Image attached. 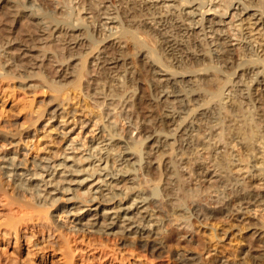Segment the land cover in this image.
<instances>
[{"label": "bare ground", "instance_id": "obj_1", "mask_svg": "<svg viewBox=\"0 0 264 264\" xmlns=\"http://www.w3.org/2000/svg\"><path fill=\"white\" fill-rule=\"evenodd\" d=\"M19 1L22 3V5L18 3L22 9L38 20L42 31L52 30L53 33H62L67 30L68 33L65 34H69L68 37H74V34L70 35V33L83 29L82 20L88 19L81 18L62 23L59 21H46L47 17L41 16L35 7L37 4L47 6V4H51V0ZM134 1L136 2L137 0H120L117 8L113 5H106V3L111 4V2L109 0L105 1L101 9L104 10L102 15L107 16L102 19H106L107 22L104 24L96 23L95 20L94 23L89 22L92 28L96 26L97 30L100 27V29L102 28V30L106 31L104 38L102 37L101 40L95 41L91 46L89 45L88 52L81 53V57L76 60L77 63L72 72L73 80L71 85L69 84L68 88H62L59 84L56 86L57 83L55 85V82H53L54 84H49L48 86L56 95L53 94L50 97L45 107L32 110L22 123H18L19 126H16L15 130L0 131V140H4L6 145H11L15 148L9 154L0 151V175L12 183V193L14 194H10L16 196L15 201L16 198L28 195L31 198L30 203L27 200L22 201L20 199L15 202L14 199H11L12 196L9 197L5 183L0 181V218L7 219V222L8 220L12 221V219L16 220L12 225L9 222V227L14 231L12 234H15V237L18 236V238H13V240L16 239V243L19 241L17 244H19L20 253L24 252L28 257L33 255L43 263L171 264L170 261H173L175 264H201L200 255L193 250L176 253L174 256H170L169 253L171 254V252L165 250L163 238H160L165 219L163 220L159 215L163 211L156 194L157 186L161 182L159 179L161 178H158L152 184L151 182L148 184H146L147 182L142 183L143 178H141L140 171L143 170V164H147L144 167V172L149 174L152 172L148 165L149 163L143 162L144 155H148V152H144L142 147L152 143L147 148L158 149L156 152H159V155L155 163L157 168L161 169L162 166H165L169 169L173 167V164L170 166L169 162L171 157L178 153L176 152L177 149H180L183 145L180 144L183 134L188 135L192 129L197 128V132L201 135L199 138L202 137L206 140L209 136H213L212 132L217 128L215 126L216 123L209 122L212 119L207 120V123L206 121L203 123L201 120L194 123L196 118H194L193 113L198 111V114L196 113L197 116L200 115L201 119L204 120L208 117L206 109L208 108L209 110V107L211 109L217 104L227 106L228 112L226 113L229 115L236 112L239 113L244 105H251L258 109L255 106L257 97H254L255 94H253L252 89L254 85L264 86V80H260L261 77H264V53L262 55L260 53L264 51H260L259 54L252 53L253 50H250V46L253 49V44H259V42H256V39H249L251 33H248L247 37V34L244 33L245 24L243 23L248 20L246 24L249 25L252 20L257 19L259 22L263 20V22L254 23L253 25L264 28V0H257V4H254L255 1L247 2V0H206V4L203 1V3H200L199 1L201 0H182L180 2L177 0H159V3H163V6L165 5L167 8L166 13L163 14L158 8L156 9V5L146 10L144 6H140V10L144 12L143 15L145 16L143 17L144 25H142L143 29L135 30L136 33L135 31L134 33L133 31L131 32V29L129 31L127 27L119 31L113 26L110 27V24L119 23L118 19L120 16L118 12H122L124 6L128 8V11L132 10L135 13L133 11L135 5L134 7L132 5ZM140 1L142 3H150V0ZM221 1L224 3L220 4L222 8L219 9L216 4ZM169 2L178 3L169 5ZM237 5L241 7L237 8ZM136 7H139V5L137 4ZM232 10H237L236 13L231 15L232 19L236 23H241L235 25L229 34L227 32V24L223 19L224 17H230L229 14ZM137 11L139 10L136 9ZM175 11L179 12V17L176 21L177 28L187 33L189 38L193 37L192 40L190 39L191 45H188L190 47L181 45L176 39L170 40L166 37V33L157 32L156 26L163 25L166 14L172 12L175 14ZM246 16L247 18H245ZM217 18H219L218 21ZM196 24L200 25V28L197 29L193 26ZM149 25L158 33L155 34L158 37L152 43V46L154 44L153 47H149V44L147 45L148 39L143 35L144 29L146 30ZM220 26L225 27L217 28ZM148 36L150 37L149 34ZM201 36H203V39L200 38ZM74 38H77V36ZM232 40H238L248 45L246 51H252L247 54L248 59L237 64L234 62L233 67H235H232L236 71L238 69L243 71L236 78L240 77L241 80L245 77L244 85L241 84L242 82H231L234 73L225 75V72L216 71L215 69L216 74L218 76L225 75L226 77L224 76V78L226 80L225 82L219 81L218 85L216 84L217 88L212 90V92L210 91V94L208 91V97L201 99L204 96L203 92L198 88L194 90L190 86V89H187L188 85H184V78H196L197 82L202 79L201 75H208V71L206 69L207 72H203L205 71L204 67L191 70V67L187 68V65L193 64L194 67L197 66L201 56L208 58L211 63L231 65V61H233L231 60L233 59L232 53L235 47ZM110 42H113V44L125 42L126 45H132V48L140 53L146 47L147 55L144 52L141 54L144 59L148 60L145 65L149 66L151 71L154 70L153 73L155 75L164 73L166 78L163 81L166 84H162L163 86L159 93L162 92L164 94L163 98L166 97V101L171 98L174 99L172 102L176 107L172 111L167 109L163 116V120L172 121L175 124L174 131L166 132L163 129L154 127L148 134L142 136V140L139 143L132 142L133 139L131 141V135H127V132L125 136H121L116 134L115 130L113 131V123L107 120L108 115H106L105 119V114L94 113L89 110V106L88 108L81 105L72 107L70 104L72 99L67 96L69 91L65 94L67 97L64 96L62 98L60 96V93L62 92L63 94L64 90L81 91L82 82L87 72L88 58L94 52L98 53L101 51L100 54H102L100 44ZM112 45L105 47L107 50L110 48L108 51L104 50V54L108 55V57H103L105 60L102 64L106 63L114 66V72H116L120 66L119 64L124 62L127 57V53L123 48L115 49ZM193 48H196L195 51L192 50ZM100 56H97L96 60H102ZM254 56L257 58H254ZM62 61L63 63L66 61L65 57ZM8 64L0 61V81L7 80L8 77L11 78L13 74L12 71L7 70L9 68ZM123 64L125 65V63ZM222 66L225 68L224 65ZM130 70L128 67L125 70L123 69V77H125V80L127 79L128 83L130 82L129 78H132L130 76H133V72ZM12 77L16 78L15 75ZM40 77H43L44 82L48 84V78ZM119 77H122V75ZM19 78L20 86H26L25 88L28 89L31 87L25 85L23 80L27 82V79H33V76L25 77L19 74ZM226 81L233 85L228 84ZM101 82H104V88L105 84L110 83L107 82L106 76L101 77ZM49 83H51L50 80ZM100 83L98 84L99 86ZM179 85L181 90L177 89ZM115 86L118 89L120 87L117 84ZM122 86L124 88L126 84H122ZM237 86L239 88L244 87V89L237 90ZM119 90H122L121 87ZM106 96L108 97L110 94L107 95L106 93ZM190 103H194L196 106L190 111L184 112ZM256 112L257 118L253 116L251 120L250 118L248 120L245 119L246 121H244L241 129L236 132L233 131V134H236L244 142L242 147L247 150V153L250 150L251 152L254 150L256 142L264 143V119ZM244 115L242 114L241 116L245 118ZM176 119L178 120L175 121ZM179 133H182V135L179 136ZM49 135L57 148H50L38 157L28 158L27 148L34 150L36 143L40 142L38 138L42 136L41 139H46ZM249 136H253V139L251 140V137L248 138ZM1 147L3 148V146ZM21 151H26V153H21ZM251 168L255 178L264 180V160L259 167L258 165H253ZM236 182L237 188L232 198L223 202L224 204L219 203L216 206L211 202L207 207L208 212L207 210L205 212L204 207L200 204H193L188 216L197 221L210 222L214 219H219L225 225L227 224L224 227H217V229L219 228L218 230L215 228L214 231L213 229L214 233L217 234L216 237H213L215 240L217 238L215 242L231 241L233 238L239 239V247L235 251L236 253L233 251L230 255L219 256L216 261L217 264H264V191L250 190L243 178ZM171 184L170 181L166 183L168 186ZM33 209L44 211L45 216H49L48 220L47 218L46 220L51 223L53 228V236L50 235V240L45 246H41L38 237L42 233L46 234L47 229L44 225L34 223L33 214L29 212V210L33 211ZM177 214L184 216V218L187 215L183 209H178ZM7 222L5 221V225H7ZM25 232L31 234L29 240L31 238L34 239L32 247L29 246L28 242L25 243L24 240H21L22 235L20 234ZM214 233L212 232V236ZM193 239L195 238L191 236V243L198 244L197 240L195 239L196 241H194ZM210 239L205 237V241L198 245L199 249L217 253L216 244L209 246ZM203 243H205L204 246L202 245Z\"/></svg>", "mask_w": 264, "mask_h": 264}, {"label": "rangeland", "instance_id": "obj_2", "mask_svg": "<svg viewBox=\"0 0 264 264\" xmlns=\"http://www.w3.org/2000/svg\"><path fill=\"white\" fill-rule=\"evenodd\" d=\"M105 1L107 0H51V4H47V6H43L41 4H37L36 7L34 6L41 16L47 17L46 21H59L62 23L66 21L68 22V20L71 21L81 18H88L87 20H82L83 29L74 33H70V35L74 34V37L77 36V38H74L68 37L69 34H65L68 33L67 30H61L63 31L62 33H53L52 30L42 31L38 24V20L31 17L29 12L22 9V3L19 0H0V55H2L0 56V61L3 63L6 62V64L9 63V68L7 70L12 71V76L15 75L16 77L14 79L11 76V78L8 77L9 79L7 78V80L0 81V131L15 130L16 126L18 127L19 124L28 117L32 110L45 107L50 97L53 94L56 95L48 86L49 84L55 82V85L57 83L56 86L59 84L62 88H68L71 85L73 80L72 72L76 67V60H78V58H80L84 52H88L89 45L91 46L95 41L101 40L102 37L104 38L106 31L102 30V28L100 29V27L99 30H97L96 26L95 28H92L89 22L94 23L96 21V23L100 24L107 22L106 19H102L107 16L102 15L104 10L101 9L105 4ZM109 1L111 4L106 3V5H113L116 8L120 3V0ZM139 1L140 0H137L136 2L134 1L132 4L133 7L135 5L133 10L135 13L132 12V10L128 11L126 6H124L122 12L118 10V14L121 17L118 19L120 24H110V27L113 26L118 31L127 27L129 31L131 29V32L133 31L134 33L135 30H140L143 27L142 25H144L143 17L145 16L143 15L144 12H141L142 10H140V6H144V9L146 10L149 7L153 8L156 5V9L158 8V10L163 14H165L167 11L165 5L163 6V3H159V0H150V3H142ZM177 1L180 2L182 0ZM202 1L205 4L207 3L206 0H201L199 2L203 3ZM249 1H255L254 4L258 3L257 0H247V2ZM178 2H169V5H174V3L176 5ZM221 3L224 2L221 1L216 4V6H219V9L222 8V6H220ZM137 4L139 7H136ZM236 7L238 8L241 6L237 5ZM136 9L139 11L136 12ZM173 12L166 14V19L163 25L156 26L157 32L161 34L166 33V37H168L170 40L176 39L181 45L190 47L188 45H191L190 39L192 40L193 37L191 36L192 38H189L187 33L177 28L176 21L179 17V12L175 11V14ZM230 12V17H224L223 19V21H225L227 24L226 27L228 28L227 32L229 34L232 32L235 25L241 23L238 21V23H236L231 17V15L236 13L237 10H232ZM245 18H247V16ZM218 20L219 18H217V21ZM247 21L243 23L245 24L244 33L247 34V37L248 33H251V37L249 39H256V42H259V44H253V49L250 46V50H253V52L250 50L246 51L248 49V45L243 44L238 40H232V43L235 45V47L232 53L233 59L231 60L233 61H231V65H227L225 63H211L208 58L206 59L201 56V60L197 65L198 67H194L193 64H188L189 66L187 65V68L191 67V70H195L204 67L205 71L203 72L208 71V75H201L200 77L202 79L197 82L196 78H184V85H188L187 89H190V87L194 90L196 88L200 89L204 94L203 98L201 97V99H204L208 97L210 91L212 92V90L217 88L219 81L222 80L225 82V75L232 73H234V76L232 77L231 82H242L241 84L244 85L243 82L245 77H243L241 80L240 77L236 78V76L238 74L241 75L243 71H239V69L237 71L232 69L234 62L237 64L245 61V59L249 58L247 57V54L250 52L259 54L260 51H264V28L262 26L253 25L254 23L259 24L263 22V20L260 22L257 19L252 20L250 22L251 25H247ZM104 26L106 27V25ZM193 26L197 29L200 28V25L197 24ZM150 27L151 26L149 25L146 30L144 29L143 35L148 39L147 45L149 44V47H153L154 44L152 46V43H154L156 37H158V35L155 34L158 33L153 30L152 27L150 29ZM223 27L225 26H220L217 28ZM200 38L203 39V36ZM123 43L113 44V42H110L106 44H100L102 54H100L101 51L98 53L94 52V54H92L87 60V72L82 82L81 91L62 89L64 90V95L61 92L60 96L64 98V96H66V92L69 91L67 96L69 99H72L70 102L72 107L81 105L83 107L87 106L88 108L89 106L90 111L101 115L105 114V119L107 117L106 115H108L109 117H107V120H109L110 123H113V131L115 130V133L121 136H125L127 132V135H131V141L133 139L132 142L135 141L136 143H139L142 140V136L148 134V132L154 127L163 129V131L166 132H172V130L174 131L176 127L175 124L172 121L163 120V116L165 115L167 109L172 111L176 107L172 102V100L174 101L173 98L166 101V97L163 98L164 94L162 92V94L159 93L162 86L166 84V82H163L166 80L164 73L155 75L153 73L154 70L151 71L149 66L147 67V65H145L148 60L144 59L141 54L144 52V54L147 55V51H145L146 47L145 50L140 53L132 48V45H126L125 42ZM110 45H112V47L115 49L123 48L127 53V57L125 58L124 62L119 64L120 66L116 72H114V66L107 65L106 63H104L105 65L102 64L105 60L103 57H108V55L104 54V52L108 51L110 48L109 47L107 50L105 47ZM195 49L196 48H193L192 50L195 51ZM244 53L246 54L245 56ZM263 53L264 52L260 53V55ZM99 55H101L100 58H102V60H96L98 58L97 56ZM256 56H254V58H257ZM62 57H65L66 61H64V63L62 61ZM123 63H125V65ZM222 65H224L225 68ZM126 66L131 69L130 71L133 72V76H130L132 78H129V83L127 79L125 80V77H123V69L125 70V68H127ZM215 69L216 71L221 70L223 73L225 72V75L218 76V74H216L217 72L214 71ZM119 72L122 74H119ZM19 74H22L25 77L33 76V79L29 78L27 79V82L23 80L25 85L31 86L29 89L25 88L26 86H20ZM121 75L122 77H119ZM40 76L48 78V84H46L47 82L45 83L43 77ZM103 76H106L107 82H110L109 84H105V88L103 83L106 81L100 83L101 77ZM49 80L51 83H49ZM124 80L126 84V90L125 87L123 88L122 86V84L125 85L123 83ZM260 80H264V77H261ZM98 82L100 83V86L98 85ZM115 84L120 86L123 91L119 90L120 87L118 89ZM128 86L130 87L128 88ZM177 89L181 90V86L179 85ZM236 89L242 90L244 87L239 88L237 86ZM252 92L255 94L254 97H257L255 106L258 107V109H255L251 105H244L240 109L239 113L236 112L237 114H230L232 115L230 116L226 113L228 112V108L226 109L227 106L224 105V107L223 105L217 104L211 109L209 107V110L208 108L206 109V111H208L209 118L207 117V119L204 120L201 119L202 117L200 115L197 116L198 111L196 112L197 114L193 113L194 118H196L194 119V123L199 122L200 120L203 123H205L204 121L207 123V120L212 119L209 122L216 123V125H214L217 128H215V131L212 132L213 136H209L206 138V140H204L202 137L199 138L201 135L199 132H197V128L192 129L190 131L191 133L189 132L188 135H182V133H179V136H183V138L180 140V144L183 145L180 149H177L176 152L178 153H175L173 157H171V161L169 162L170 166L173 164V167L169 168L170 170L165 166H162L161 169L157 168L155 163L157 162L156 158L159 155V152H156L158 149L154 150L152 147L151 149L147 148L148 146L150 147L152 143L142 147L144 152H148V155H144L143 162L149 163L148 165L152 170L150 174L144 172V167H146L147 164H143V170L140 171V175L142 176L141 178H143V180L141 179L142 183L147 182L146 184H148L151 182L152 184L153 182H156L158 178H161L159 179L161 182H159L160 184H158L156 190L158 201L161 204L162 211L164 212L159 213V215L163 220L165 219V224L162 226L160 238H163L162 241L163 246H165V250L167 252H171V254L169 253L170 256H174L176 253H184L186 251L193 250L196 253L198 252L197 254L200 255L199 257L201 258V264H217L216 261L218 260L219 256L230 255V253L232 254L233 251L236 253L235 251H237V248L239 247V239L233 238L234 240L232 239L231 241L227 240L225 242L219 243L215 242L217 241V238L216 240L213 238L214 236H217V234L214 233L215 228L218 230L220 227H224L225 224L223 221L219 219H214L210 222L202 220L197 221L188 215L190 214L193 204H200L202 207H204L205 212L211 202L216 206H218L217 204L219 203L224 204L223 202L232 198L233 193L237 188L236 181L242 178L245 180V184L250 188V190L257 192L264 191V180L255 178L253 172L251 171V166L258 165L259 167L262 165V161L264 160V143L262 144L260 141L256 142V146H254L255 151L252 150L251 152L250 150V152L248 151L247 153V150L242 147V143H244L242 139H240L236 134H233L237 130L241 129L244 121L248 120L249 118L251 120L253 116L257 118V115H255L256 110H258L256 114L259 113V115L262 116V119H264V86L254 85ZM106 93L107 95L110 94V96L107 97ZM139 97L140 99H138ZM194 106H196L194 103H190L188 107L185 108L184 112L190 111V109H193ZM242 114L245 116V118L241 116ZM177 120L178 119L175 121ZM165 123L166 125H164ZM41 137L42 136L38 138V140L40 139V142L38 141V143H36L34 150L27 148L26 151L29 153L28 158L35 156L38 157L41 153L49 150L50 148H57V146L54 145L50 135L46 139H41ZM250 137L251 136L248 138ZM252 139L253 136L251 137V140ZM1 146H3V148ZM13 149L15 150L13 146L6 145L4 140H0L1 152L9 154L13 151ZM26 151H21V153H26ZM250 154L252 155L250 156ZM260 158H263L262 161ZM0 179L1 182L5 183L9 197L12 196L11 199H14L15 201L16 196L12 195L14 194L12 193V183L7 179L5 180L2 178L1 175ZM169 181L172 184L168 186L166 183ZM19 199L22 201L27 200L28 203L31 202L29 195L22 198H16L15 202H17ZM178 209H183L186 211L187 215L185 218L184 216L177 214ZM35 210L36 209H33V211L29 210V212H32L33 214L34 223L44 225L47 229L46 234L42 233L38 237V241L40 242L41 246H45L50 240V235L53 236V228L51 223L47 221L49 216L46 215V217L45 212H42L40 209H37L38 211ZM41 212L42 214L44 213L43 216ZM215 213H217V211H215ZM5 221L7 222V219L5 220L0 218L1 264H50L48 262L43 263L33 255V257L29 256V258L26 253H20L19 244H17L19 241L16 243V239L13 240V238H18V236L15 237V234H12L14 232L13 229L9 227V222L12 225V223H15L16 220H8V226L5 225ZM217 227L219 228L217 229ZM210 230L214 233L213 236ZM20 235H22V241L24 240L25 243L28 242L30 247L33 246L34 239L31 238V240H29L31 237L30 233L25 232L21 233ZM191 236L197 240L196 241L193 239L194 241L198 242V244H193V242L191 243ZM205 237L209 239L211 237V241H209L210 244H206H209V246L216 244L215 249L217 248V253L215 251L206 252L204 249H199L198 245H201V243L205 241ZM202 245L204 246L205 243ZM153 262L156 263L157 261ZM170 263L172 264L173 261H170ZM173 264H175V262Z\"/></svg>", "mask_w": 264, "mask_h": 264}]
</instances>
